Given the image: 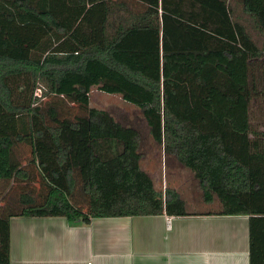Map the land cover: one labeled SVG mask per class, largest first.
Masks as SVG:
<instances>
[{
	"label": "trees",
	"instance_id": "16d2710c",
	"mask_svg": "<svg viewBox=\"0 0 264 264\" xmlns=\"http://www.w3.org/2000/svg\"><path fill=\"white\" fill-rule=\"evenodd\" d=\"M263 57L264 0H0V182L12 183L0 264H11L14 217L213 214L247 216L250 264H264V126L251 118ZM94 87L138 107L147 132L91 108ZM50 96L58 104L40 103ZM61 104L84 114L62 117ZM145 133L218 211L157 190Z\"/></svg>",
	"mask_w": 264,
	"mask_h": 264
},
{
	"label": "crops",
	"instance_id": "0c3cea01",
	"mask_svg": "<svg viewBox=\"0 0 264 264\" xmlns=\"http://www.w3.org/2000/svg\"><path fill=\"white\" fill-rule=\"evenodd\" d=\"M11 264H250L247 216L11 219Z\"/></svg>",
	"mask_w": 264,
	"mask_h": 264
},
{
	"label": "rangeland",
	"instance_id": "374dc122",
	"mask_svg": "<svg viewBox=\"0 0 264 264\" xmlns=\"http://www.w3.org/2000/svg\"><path fill=\"white\" fill-rule=\"evenodd\" d=\"M234 3H232V5H234ZM237 13L243 20L244 24H246L255 41L260 43L262 41V37L253 31L250 23H247L249 18H246L245 15L242 14L241 9H238ZM252 74H254L256 80H258L256 81V88L257 92H260L262 89L261 80L264 76V57L253 63ZM42 92L43 91L37 90L38 96H40ZM57 101V98L50 96L45 99L43 98L40 103L58 104L56 103ZM89 106L91 108L108 111L123 125L136 126L147 132V129L144 128L146 125L142 119V111L138 107L125 102L120 95L104 93L101 92L98 87H94L90 93ZM60 108L63 113L62 117H67V115L70 116L72 113L73 115H77L78 113L79 115L84 114V111L78 105L68 107L67 105L65 106L61 104ZM251 118L253 124H257L260 127L264 126V98L262 99L260 93L256 94L255 98L252 100ZM145 134L146 137L143 151L146 152V158L143 162V167L153 175L157 190L164 192L166 188L175 189L187 202L188 208L192 212L218 211V201L212 205H206L203 202L199 182L195 179L194 175L188 169L172 159L166 164L165 156L156 152L157 149L149 144L148 133ZM11 186V182L7 183L6 186L4 183L0 182L1 206L5 204L7 191ZM14 196H16V194ZM10 200L14 199L10 198Z\"/></svg>",
	"mask_w": 264,
	"mask_h": 264
},
{
	"label": "built area",
	"instance_id": "2783aa9c",
	"mask_svg": "<svg viewBox=\"0 0 264 264\" xmlns=\"http://www.w3.org/2000/svg\"><path fill=\"white\" fill-rule=\"evenodd\" d=\"M36 95L38 96V93Z\"/></svg>",
	"mask_w": 264,
	"mask_h": 264
}]
</instances>
